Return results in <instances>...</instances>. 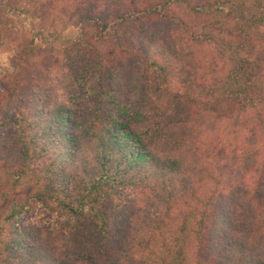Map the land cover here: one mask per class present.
Segmentation results:
<instances>
[{
    "label": "trees",
    "instance_id": "1",
    "mask_svg": "<svg viewBox=\"0 0 264 264\" xmlns=\"http://www.w3.org/2000/svg\"><path fill=\"white\" fill-rule=\"evenodd\" d=\"M7 10L0 264H264V0Z\"/></svg>",
    "mask_w": 264,
    "mask_h": 264
},
{
    "label": "rangeland",
    "instance_id": "2",
    "mask_svg": "<svg viewBox=\"0 0 264 264\" xmlns=\"http://www.w3.org/2000/svg\"><path fill=\"white\" fill-rule=\"evenodd\" d=\"M7 1L0 0V17L7 18L12 21L15 30H22L29 27L36 28L37 20H33L31 24L25 22V20L15 13L8 12ZM79 27L74 22H63L59 28V35L55 36L51 31H38L40 41L39 45L43 51H50L51 49L61 50L68 46L71 39L78 35ZM12 53L0 48V90L3 88L5 78L12 72L11 66ZM9 200L0 202V215L3 211V207ZM194 250L190 251V257L193 258ZM72 264H84L81 259L74 260ZM192 263V261L190 262Z\"/></svg>",
    "mask_w": 264,
    "mask_h": 264
}]
</instances>
